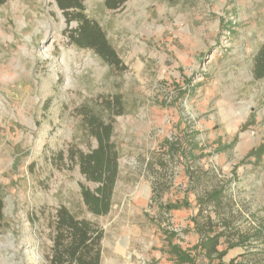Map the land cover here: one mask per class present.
Listing matches in <instances>:
<instances>
[{
  "label": "rangeland",
  "instance_id": "374dc122",
  "mask_svg": "<svg viewBox=\"0 0 264 264\" xmlns=\"http://www.w3.org/2000/svg\"><path fill=\"white\" fill-rule=\"evenodd\" d=\"M82 10L125 68L79 46L80 23L56 0L0 6V264H51L62 206L103 230L100 264H190L174 245L190 252L198 242L197 197L214 188L223 202L203 212L222 240L249 236L224 262L264 264V78L253 71L264 0H126L117 9L83 0ZM117 95L120 113L109 105ZM91 116L112 123L119 154L112 206L100 215L82 196L98 183L76 160L98 146ZM175 142L184 149L172 151ZM184 199L191 205L164 207Z\"/></svg>",
  "mask_w": 264,
  "mask_h": 264
},
{
  "label": "trees",
  "instance_id": "16d2710c",
  "mask_svg": "<svg viewBox=\"0 0 264 264\" xmlns=\"http://www.w3.org/2000/svg\"><path fill=\"white\" fill-rule=\"evenodd\" d=\"M6 0H0V6ZM59 7L73 19L79 21L73 40L82 47L94 49L108 63L124 67L122 60L116 50L109 44L105 32L100 25L89 19L83 13V0H56ZM126 0H106L108 8L117 9ZM70 9L77 10L69 12ZM254 75L256 78H264V42L260 46L254 58ZM109 105L121 109L122 101L119 95L109 101ZM122 109L118 112L120 113ZM89 127L93 136L98 140V146L89 153L77 152L80 169L86 177L98 183L95 189L82 187V196L89 210L95 214H106L112 206V198L119 172L118 158L119 154L115 143L112 141V123H107L102 119L89 117ZM195 138L188 140L186 152L193 153L197 147ZM180 142L170 144L172 151L184 149ZM193 151V152H192ZM223 190L214 188L203 198L197 197V211L193 220V229L198 234V242L193 246L190 252L182 250L180 245H174V253L180 263L190 264H255L253 260H232L225 263L223 258L227 250L236 243L247 244L249 236L242 235L237 242L231 243V238L222 240L226 233L220 230L219 224L211 216L204 214V206L207 204L221 205L224 199ZM191 202L187 199L176 202H167L164 207L167 211L178 209L181 206H189ZM54 253L51 264H100L101 259V241L103 230L96 227L86 219H80L72 214L66 207H61L57 212ZM3 218V202L0 198V221ZM260 238L264 231L259 232ZM228 241V242H226ZM226 243L224 249L219 247ZM249 246V245H248ZM192 251H194L192 253ZM249 254H243L247 257ZM264 255V248H263ZM201 259V260H200ZM205 261V262H204Z\"/></svg>",
  "mask_w": 264,
  "mask_h": 264
}]
</instances>
